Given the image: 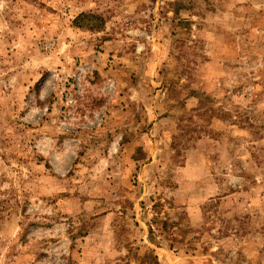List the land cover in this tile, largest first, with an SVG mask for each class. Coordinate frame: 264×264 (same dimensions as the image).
Masks as SVG:
<instances>
[{"label":"rangeland","instance_id":"374dc122","mask_svg":"<svg viewBox=\"0 0 264 264\" xmlns=\"http://www.w3.org/2000/svg\"><path fill=\"white\" fill-rule=\"evenodd\" d=\"M0 264H264V0H0Z\"/></svg>","mask_w":264,"mask_h":264},{"label":"trees","instance_id":"16d2710c","mask_svg":"<svg viewBox=\"0 0 264 264\" xmlns=\"http://www.w3.org/2000/svg\"><path fill=\"white\" fill-rule=\"evenodd\" d=\"M82 20H87V21H94L97 22L96 24H92L91 26L87 27L89 29H99L103 26V19L99 16H95L92 14H80L79 16H77L75 18V20L73 21V23L79 27L82 28V24H79L78 22L82 21ZM157 220V218H155L152 222L155 223V221ZM151 222V223H152ZM152 225L148 226V231H149V235L152 233Z\"/></svg>","mask_w":264,"mask_h":264}]
</instances>
